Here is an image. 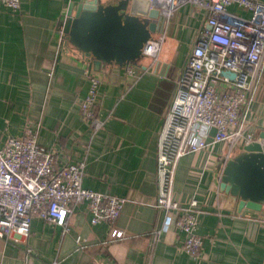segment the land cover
<instances>
[{
    "label": "crops",
    "instance_id": "1",
    "mask_svg": "<svg viewBox=\"0 0 264 264\" xmlns=\"http://www.w3.org/2000/svg\"><path fill=\"white\" fill-rule=\"evenodd\" d=\"M85 1L20 0L18 10L0 3V147L35 133L58 166L84 163V189L126 199L113 224L123 236L112 238L105 222L92 224L87 203H77L66 227L33 217L27 237L0 238V264H264V216L236 214L218 192L223 144L182 157L175 170V199L197 204V258L183 250L178 212L162 231L164 213L154 206L159 132L195 38L207 29L205 9L159 0L168 9L152 39L155 56L144 55L130 74L94 73L98 98L89 120L81 114L88 70L62 33L69 5L74 13ZM227 11L250 16L235 5ZM245 123L254 137L264 133V68Z\"/></svg>",
    "mask_w": 264,
    "mask_h": 264
},
{
    "label": "built area",
    "instance_id": "2",
    "mask_svg": "<svg viewBox=\"0 0 264 264\" xmlns=\"http://www.w3.org/2000/svg\"><path fill=\"white\" fill-rule=\"evenodd\" d=\"M177 1V0H176ZM207 13V29L198 32L188 61L166 110L157 142V195L154 206L164 213L162 231L168 229L174 212L176 227L184 234V252L197 258L202 239L196 232V201L181 207L173 192L178 161L215 144H223V163L237 148L260 137L246 132V117L264 68V5L259 0H188ZM170 4L174 0H169ZM18 10L20 0H0ZM235 5L250 13L248 18L231 14ZM158 44L148 41L144 55L155 56ZM127 73H131L129 67ZM223 72L234 74L230 79ZM89 86L81 114L93 119L98 98V76L86 72ZM213 137L208 140L210 133ZM84 163L58 166L55 155L37 142L35 133L9 137L0 147V238L12 233L27 237L31 220L39 217L66 227L72 205L87 203L91 223H107L110 236L126 199L100 194L82 187Z\"/></svg>",
    "mask_w": 264,
    "mask_h": 264
},
{
    "label": "water",
    "instance_id": "3",
    "mask_svg": "<svg viewBox=\"0 0 264 264\" xmlns=\"http://www.w3.org/2000/svg\"><path fill=\"white\" fill-rule=\"evenodd\" d=\"M163 9L168 7L159 0H89L74 13L69 5L62 22L65 45L82 55L77 60L89 73L136 67L145 45L160 30ZM222 75L234 78L229 72ZM217 175L218 192L226 196L229 209L252 219L264 216V143L237 148L228 161H221Z\"/></svg>",
    "mask_w": 264,
    "mask_h": 264
}]
</instances>
